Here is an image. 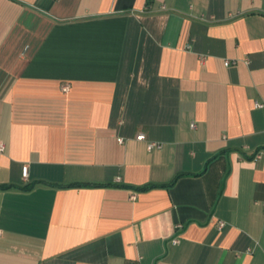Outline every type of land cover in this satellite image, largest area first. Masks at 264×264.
<instances>
[{
    "label": "crops",
    "instance_id": "obj_1",
    "mask_svg": "<svg viewBox=\"0 0 264 264\" xmlns=\"http://www.w3.org/2000/svg\"><path fill=\"white\" fill-rule=\"evenodd\" d=\"M258 103L264 0H0V264H264Z\"/></svg>",
    "mask_w": 264,
    "mask_h": 264
},
{
    "label": "built area",
    "instance_id": "obj_2",
    "mask_svg": "<svg viewBox=\"0 0 264 264\" xmlns=\"http://www.w3.org/2000/svg\"><path fill=\"white\" fill-rule=\"evenodd\" d=\"M247 62H248V60H247ZM230 64H232V61H230V60H226L225 61V65L226 66H229ZM65 89L67 90V87H65ZM257 106L262 108V107H264V103H258ZM195 126H196V124L192 123V127L194 128ZM137 139L138 140H142V141H147V148H148L149 151H153L155 149L161 150L163 148V143L162 142L148 140L145 133L138 134ZM120 141H123V139H120ZM1 149H4V145L3 144H1ZM254 159H256V160H264V149H259L258 151H256L254 153ZM27 173H28V168H27V166H25L24 169H23L24 176H27ZM224 225H225L224 222H220V226L221 227H223ZM176 229L177 230L183 229V224H177L176 225ZM179 242H180V238L179 237H176V238L173 239V243L174 244H177Z\"/></svg>",
    "mask_w": 264,
    "mask_h": 264
},
{
    "label": "trees",
    "instance_id": "obj_3",
    "mask_svg": "<svg viewBox=\"0 0 264 264\" xmlns=\"http://www.w3.org/2000/svg\"><path fill=\"white\" fill-rule=\"evenodd\" d=\"M180 176H181V174L178 175V177H180ZM178 177H176V179H177ZM176 179H174V180L172 181L171 184H173V183L176 181ZM82 185H92V186H97V185H99V184L74 183V184H70L69 186H82ZM7 187H11V186H7V185H4V184L1 185V184H0V188H7ZM28 187H29V186H28ZM152 187H154V185H152V184H146V185H144V186L139 187V189H141V190H148V189H150V188H152ZM26 188H27V186H26Z\"/></svg>",
    "mask_w": 264,
    "mask_h": 264
}]
</instances>
